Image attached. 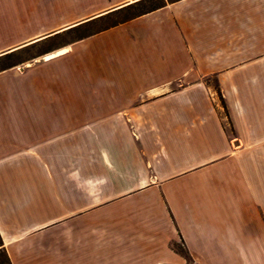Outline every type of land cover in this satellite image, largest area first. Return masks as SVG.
<instances>
[{"label":"crops","instance_id":"0c3cea01","mask_svg":"<svg viewBox=\"0 0 264 264\" xmlns=\"http://www.w3.org/2000/svg\"><path fill=\"white\" fill-rule=\"evenodd\" d=\"M29 1L0 56L78 34L0 70L11 263L264 264V0Z\"/></svg>","mask_w":264,"mask_h":264},{"label":"rangeland","instance_id":"374dc122","mask_svg":"<svg viewBox=\"0 0 264 264\" xmlns=\"http://www.w3.org/2000/svg\"><path fill=\"white\" fill-rule=\"evenodd\" d=\"M162 2V0H140L134 3L129 11L125 14H134L136 12L145 10L155 4ZM31 2L29 0H0V35L5 34L6 32L12 31V35H15L18 32H24L26 29L36 24L37 20V11L30 9ZM36 9V8H35ZM7 30V31H6ZM10 33V32H9ZM78 33L72 32L70 35L61 38L60 40L54 41L52 43L40 44L38 46L31 47L24 50H16L10 52L9 54L0 56V70L9 67L11 65L21 64L29 59H31V54L37 53L42 49H45L53 43L63 42L65 39L76 36ZM209 82L214 86V90L218 96L220 106L222 109V114L227 117V111L225 102L220 93V90L217 86L216 80L213 77H209ZM227 123V122H226ZM228 129L230 128L227 124ZM178 248L183 249L181 244L177 245ZM1 254V252H0ZM187 264H195L192 260H188Z\"/></svg>","mask_w":264,"mask_h":264},{"label":"trees","instance_id":"16d2710c","mask_svg":"<svg viewBox=\"0 0 264 264\" xmlns=\"http://www.w3.org/2000/svg\"><path fill=\"white\" fill-rule=\"evenodd\" d=\"M160 3L155 4L154 6H151L149 8H153V7L157 6V5H159ZM149 8H147V9H149ZM147 9H145V10H147ZM142 11H144V10H142ZM0 252H1V254H0V264H12L7 252H6V250H5L4 246H3V241H2L1 235H0Z\"/></svg>","mask_w":264,"mask_h":264},{"label":"bare ground","instance_id":"6f19581e","mask_svg":"<svg viewBox=\"0 0 264 264\" xmlns=\"http://www.w3.org/2000/svg\"><path fill=\"white\" fill-rule=\"evenodd\" d=\"M56 53L54 52V53H51V54H47L46 56H45V58H48V57H51V56H53V55H55Z\"/></svg>","mask_w":264,"mask_h":264}]
</instances>
